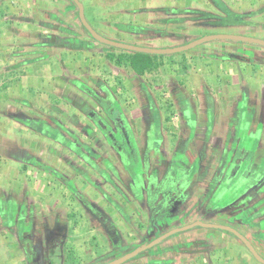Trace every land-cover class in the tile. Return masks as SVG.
Wrapping results in <instances>:
<instances>
[{
	"label": "rangeland",
	"instance_id": "1",
	"mask_svg": "<svg viewBox=\"0 0 264 264\" xmlns=\"http://www.w3.org/2000/svg\"><path fill=\"white\" fill-rule=\"evenodd\" d=\"M52 1L44 0L43 7L56 6ZM79 1L84 6L87 22L98 34L125 44L173 48L213 34L264 39V0H211L215 8L209 0H112L110 5L99 0L101 5L98 7L95 4L98 0L95 3L93 0ZM5 2L0 1V9ZM167 5L176 8L171 10L166 8ZM23 6L29 12L41 7L33 2ZM160 6H163V11L170 10L167 12L171 16L165 19L162 11L156 13ZM179 6L192 9L182 12ZM108 9L116 11L119 18L123 15L124 23L111 20ZM79 34L97 43L85 31ZM97 44V47H103L104 55H95L93 61L98 60L99 64L100 59H105L110 71L112 66L119 69L113 84L108 85L107 82L113 78L97 80L100 86L96 90L107 86L104 89L107 91L94 93L103 105L99 106L93 95L80 90L76 95H68L70 101L67 104L74 107L81 103L80 97L84 96L94 109L83 108L78 112L73 108L66 109L61 115L63 122L68 119L69 127L57 122L50 126L51 129L44 127L45 121H39L40 140L29 142L32 139L30 134L13 129V138L2 142V150L5 151L0 154L1 164L5 165L3 169L6 167L11 176V170L15 174L13 182L12 177L9 182L0 177V210L3 212L0 217L8 218V231L16 236V246L38 253V256L37 253L27 254L30 262L49 264L43 237L54 232L52 241L55 242V233L61 234L64 230L53 231L50 227L52 223L58 225L54 222L55 218L63 224L66 219L68 234L63 246L59 247L63 262L106 264L133 251L142 240L153 235L159 237L176 224L185 226L201 220L206 223H236L255 251L260 256L264 255V247L259 245L261 234L254 227V219L259 216L252 215L249 203L254 193L264 192V47L215 40L181 53L146 54L161 65L157 70L135 78L132 76L135 71L125 59L119 65L106 59L108 54L116 57L122 54L123 59L127 55L123 53L125 50ZM70 45L65 46L63 55L56 52L52 56L51 70L62 69L60 63H56L57 59L59 62L80 56ZM203 47L209 49L208 53L198 52L199 56L215 59L217 78L206 74L210 72L209 67L196 68L188 58L184 59ZM126 52L136 55L138 60L133 62L137 67L145 63L139 61L142 53ZM230 56L242 58L243 62H235L234 66L239 65L240 84H246V87L254 85L253 90L247 88L250 93L240 88L239 84L227 86L231 78L227 75L226 65L219 68V61ZM174 58L183 62L167 69L164 62ZM193 67L197 75L189 78L184 71L192 74L195 72ZM76 69L72 73L74 76L84 71ZM87 70L85 80L92 85L96 81L95 69L90 65ZM143 80L144 85H141ZM174 83H178L177 86ZM256 88L257 94L251 92ZM103 106L105 111H101ZM62 107L63 103L59 102V108ZM108 108H113L114 113L108 114ZM118 110L123 113L126 132L132 148H135L130 157L126 146L123 147L126 152L118 155L88 117L89 112L96 115L98 111L103 120L113 118ZM2 113L11 119L22 117L16 115V110H2ZM75 117L78 119L74 123ZM80 120L81 123L86 121L87 126L82 127ZM28 122L33 124L31 120ZM89 126L94 129L87 128ZM42 132H45L44 139L39 137ZM18 136L23 140H19ZM64 146L71 147L73 151L64 152ZM22 162L24 165H21ZM36 169L43 174L50 172V179L48 176H36ZM28 170L32 171L35 179L40 177L39 181L45 182L38 188L39 194L45 196L37 203L31 198L33 192H30L36 180L31 179ZM24 177L26 184L20 182ZM11 187L19 193L12 200H7L5 191ZM81 198L94 210L99 209L104 218L101 215L94 218L89 211H85ZM98 219L102 220L101 224ZM109 229H115L118 234L116 231L109 234ZM221 233L225 232L194 226L169 236L123 264H149L143 256L151 257L152 254L153 264H166L167 257H171L170 264H181L175 253L184 255L182 262L185 264H201L203 260L212 264L214 259L221 258V246L232 240L229 235L223 238ZM234 246L245 255L247 264H261L243 242L239 241ZM170 251L172 255H168ZM55 262L61 263L60 259ZM230 262L231 257L225 264Z\"/></svg>",
	"mask_w": 264,
	"mask_h": 264
},
{
	"label": "crops",
	"instance_id": "2",
	"mask_svg": "<svg viewBox=\"0 0 264 264\" xmlns=\"http://www.w3.org/2000/svg\"><path fill=\"white\" fill-rule=\"evenodd\" d=\"M94 1L95 0L92 2ZM28 2L37 3V5H40L41 7L29 12L27 9H23V5H27ZM52 2V4L56 6L43 7L44 0H16L15 2L6 0L0 9V109L5 112H15L16 110V115L18 117L20 115L22 116L20 119L16 117L11 119L4 116V112L2 113V110H0V113L3 117L0 119V154L5 152L2 150V142H7L13 138L11 133V130L13 129L30 134L32 139L29 140V142H33L34 139H39V123L42 121H45L44 127L47 128H51L50 126L55 125L57 122L60 124L62 122L63 125L69 127L71 124H69L68 119L63 122L64 118L61 115L62 112H64L66 109L69 110L70 108L77 110V112L83 108L93 110L94 107L88 102L87 97L84 96L80 97L81 103L76 104V106L73 107V105L67 104V102L70 101L68 95H76L80 89L84 87V85L87 86L92 93H103L107 91L104 90L107 89V86H103V89L96 90L95 88L98 85L100 86V83L97 84V80L102 79L103 81H107L109 78H113L110 81H107L108 85H110V83H114V79L119 75V69L116 67L112 66L111 71L108 69V61L105 59H100L99 64L98 60L93 61L95 55H104V51L102 50L103 47H97V43L94 44L89 39L81 36L79 34L80 30L78 28L76 29L75 37L72 35L74 32L71 27V23L73 22L74 18V10H72L73 6L69 2L60 3L54 0ZM104 2L110 5L112 0H104ZM209 2L212 8H215L214 2L211 0H209ZM95 4L96 7H98L101 5V2L98 0ZM166 8L173 10L176 8V6L172 7L171 5H167ZM178 9L182 12H189L192 8L179 6ZM167 11L164 10L162 13H159H161L162 16L164 14V16H166L165 19H167L169 16H171ZM144 13L147 15L148 12L144 10ZM108 14L111 17V20L119 22L122 21L124 23V16L122 15L120 19L116 11L108 9ZM128 14L130 15L131 12L128 11ZM132 19L133 18L131 17V20ZM149 20V22H153V19ZM68 44H71L70 47L73 45L75 47L74 53L77 55L78 52L80 56H78V58H76V56L74 58L70 57L68 58L69 60L63 59L59 62L57 59L56 63H60L62 69L60 68L57 71L53 69L51 70L52 67L49 65L51 59L53 58L52 56L56 52H62L60 54L63 55V52L65 51L64 48ZM92 45L93 47L89 48ZM207 50L209 49L203 47L199 49V51L189 53L186 55L187 57H184V59L188 58L195 64L194 67L196 68L203 66L204 69L209 67L210 72H206V74L212 76L213 78H217L218 71L215 69L217 67L215 63L216 61H214L215 59L207 58L205 55L199 56L198 52L207 54ZM241 61V57L230 56L219 61L221 62L219 68H222L225 65L227 67V75L229 78H231V82H229L227 86L231 87L232 85L239 84L238 86L240 88H244L245 91L250 93L246 89V84H240L241 74L238 71L239 65L234 66L235 62ZM180 62L183 61L179 60L178 58H174L169 62L165 61L164 65L168 69L169 66H178V63ZM90 65L95 69L93 74L96 81L92 85H89L88 81L85 80V78L88 76V74H86L88 73L87 67ZM104 67L106 69H104ZM194 67L192 68L193 71L196 69ZM74 69L84 71L80 75L74 76L72 74ZM184 72L189 78L192 76L195 77L194 75H197V71L193 72L192 74H188L187 70ZM145 74L146 72L144 75ZM132 76L137 78L139 74L133 72ZM251 76L252 74H250V77ZM177 84L178 83H174V86H177ZM141 85H144V80L142 81ZM248 88L253 90L254 85L252 86V84H250V86L248 85ZM252 90L251 92L257 94V88L255 91ZM28 97H30V99ZM64 98L66 99L64 100ZM59 102L63 103L62 108H59ZM76 119H78V117H75L73 120L74 123L77 121ZM29 120H31L33 124H30L28 122ZM81 122L82 121L80 120V123ZM87 124L88 123L85 121V123H81V126H87ZM87 128L91 130L94 129L90 126ZM34 135H36V137H33ZM39 137L44 139L45 132H42ZM18 138L19 140H23L19 136ZM73 147L75 148V146ZM64 148V152L68 153L73 151L69 146H64ZM2 161L3 160L0 157V177H5L7 182L11 181L10 178L12 177L11 179L13 182V175L15 174V171L11 170L12 176L8 174L7 168L5 167L3 169L5 165L3 164V166L1 164ZM21 165H24V163ZM30 170H28V175L32 176L31 179L36 180L35 186L31 185L30 187V192H33L31 198L37 203L39 198L42 199L45 196L40 195L38 192V188L41 187L40 185L45 184V182H40V177L35 179L32 175V171L30 172ZM16 173L19 172L16 171ZM25 174L27 173L25 172ZM34 174L36 176H48V179H50L49 173L43 174V172L38 169H36ZM7 175L8 177H6ZM15 181L18 182L17 179H15ZM26 181L27 180L25 177L20 180V182L23 184H26ZM46 186L49 187L48 184ZM16 190L17 189H14L13 187L9 188L7 191H5V198H7V200H12L15 196H17L16 193H19V190L17 192ZM1 191L0 198L2 197ZM258 196L260 205H258L257 208L252 211V213H254L256 216H259V218L254 219V227L260 233H264V192L260 193ZM0 215H3L1 210ZM0 223H3V225L0 226V239L5 241V244L0 242V264H25V259L21 257V254L24 252L22 249L16 246V236L10 232V230L8 231V218H2L1 216ZM259 243V245L264 247V242Z\"/></svg>",
	"mask_w": 264,
	"mask_h": 264
},
{
	"label": "flooded vegetation",
	"instance_id": "3",
	"mask_svg": "<svg viewBox=\"0 0 264 264\" xmlns=\"http://www.w3.org/2000/svg\"><path fill=\"white\" fill-rule=\"evenodd\" d=\"M69 3L73 6L72 7V10H74V18H73V22L71 23V27H72V29H73V34L72 35H75L76 33V29L78 28L80 31H85V33L89 36V34H88V32L85 30V28L81 25V23H80V21H79V18H78V10H77V7L75 6V4L72 2V1H70L69 0ZM83 8H84V6H83ZM157 11L158 12H160V11H163V6H160L159 8H157L156 10H155V12L157 13ZM84 14H85V9H84ZM76 26V27H75ZM75 37V36H74ZM73 37V38H74ZM90 37V36H89ZM91 39V38H90ZM248 87H246V89H247ZM84 94H91V95H93V98H94V100H95V102L97 103V104H99V106L100 105H103L102 104V100L101 99H99V97H97L94 93H92L91 91H90V89L87 87V86H85L84 85V87L83 88H81L80 89ZM248 90V89H247ZM100 100H101V103H100ZM102 107V106H101ZM105 106H103V108H101L102 110L101 111H105L106 110V108H104ZM100 111V110H99ZM107 113L108 114H113L114 113V109L113 108H108L107 109ZM88 117H90V119L94 122V124L97 126V128H98V130H99V132H101L102 133V135L104 136V138L108 141V143L116 150V153L118 154V155H121V153L122 152H126V151H124V149H123V147L125 148V146L126 147H128V157H130L132 154H134V150H135V148L133 147L132 148V145H131V142H130V136H128V133L126 132V129H125V127L127 126L125 123H124V120H123V113H122V111L121 110H118V112H117V114L113 117V118H109V117H107L106 119H104L103 120V118L101 117V115H100V112H98L97 111V113H96V115L95 114H93V113H91V112H89L88 113ZM108 122L107 124H104V122ZM101 125H102V127H101ZM123 149V150H122ZM134 158H135V156H134ZM46 173H49L50 174V172H48V171H46ZM259 194L258 193H254L251 197H250V201H249V203H250V205H251V213H252V211H254V209L255 208H257V206L258 205H260L259 204V196H258ZM80 200H82V207L83 208H85V211H89L90 212V215H92L94 218H96V217H101L102 216V214H99L100 213V211H99V209H97V208H95V210H94V207H91V205L90 204H87L88 202L84 199L83 200V198H81ZM90 205V206H89ZM247 205H249V204H247ZM91 210V211H90ZM21 214H22V212H21ZM101 215V216H100ZM252 215H254V213H252ZM103 217V216H102ZM104 218V217H103ZM98 221L100 222V224H101V221L102 220H100V219H98ZM55 223H58V225L56 226V224H54V223H52L53 224V226H51L50 228H52L53 229V231L55 230V229H62V230H64V232L63 233H61V234H59V233H55V242L54 241H52V239H53V234H54V232H53V234H51V233H49L47 236H45V237H43V240L45 241V245H46V249H47V251L45 252V255L47 256V262L49 263V264H57L56 262H55V260H59L60 259V264H66V263H64L63 262V257H62V249H60L59 247H62L63 246V243H64V238L66 237V235L68 234V232H67V227L65 226L66 224H65V222H66V219H64L63 220V222H64V224L63 223H61V221L59 220L58 221V219L57 218H55V221H54ZM105 222V225H106V221H104ZM221 224H225V225H229V226H231V227H233V228H235L237 231H239L242 235H243V233L241 232V230L239 229V225H237L236 223H229V222H226V223H221ZM60 225V226H59ZM62 225H63V228H62ZM102 225H103V222H102ZM254 225H255V223H254ZM181 225H179V224H176L173 228H176V227H180ZM173 228H169L168 230H166L164 233H166L167 231H169L170 229H173ZM109 231V234H112V233H114V231H116L115 229H109L108 230ZM148 231V230H147ZM70 232V231H69ZM148 232H152L151 230H149ZM221 232H225L224 234L223 233H221L224 237L223 238H225V237H227L226 235H229L231 238H232V240L230 241V242H228L227 244H226V246H221L222 247V249L220 250V254H221V258H220V260H213L214 262L212 263V264H218V263H220V264H225L226 262H228V260H229V257H231L232 258V263L230 262L229 264H247L248 262L246 261V257H245V255L242 253V252H239L238 251V248L236 247V246H234V244L236 245V244H238L239 243V241L240 242H242L240 239H238L235 235H233L231 232H226V231H221ZM115 233H117V231L115 232ZM114 233V234H115ZM163 233V234H164ZM178 233H180V232H177V233H175V234H173V235H176V234H178ZM118 234V233H117ZM261 234V239H260V241L259 242H264V233H260ZM41 237V236H40ZM215 237V236H214ZM42 238V237H41ZM154 238H156L154 235H153V237L152 238H148V239H144V240H142L140 243H138L137 245H135L136 247L137 246H139L140 244H142V243H148V242H150L151 240H153ZM168 238V237H167ZM166 238V239H167ZM213 238V237H212ZM165 240V239H164ZM164 240H162V241H164ZM144 241H147V242H144ZM161 241V242H162ZM160 242V243H161ZM159 244V243H158ZM158 244H156V245H158ZM260 244V243H259ZM156 245H154V246H156ZM154 246H152V247H154ZM173 246V242H172V244L170 245V248L169 249H171V247ZM261 246V245H260ZM135 247V248H136ZM152 247H150V248H152ZM220 247V248H221ZM59 248V249H58ZM150 248H148V249H150ZM148 249H146V250H148ZM146 250H144V251H142V252H140V253H143V252H145ZM172 250V249H171ZM34 251V250H33ZM23 254H21V257H23L25 260V264H36L33 260H32V262H30V260L28 259V253L30 254V255H33L34 253L36 254L37 252L35 251V252H32L31 250H23ZM39 253H42L41 251H39ZM139 253V254H140ZM164 253H166V252H164ZM173 253H171V251L169 252V254L168 255H172ZM176 255H177V258H179V260H178V262H180L181 264H185V263H183L182 262V259L184 258V255L183 254H181V253H175ZM37 256H38V253H37ZM137 256V255H136ZM147 255H145V257L143 256V259L146 261H148L149 262V264H153L152 263V256H153V254H152V256L151 257H146ZM135 257V256H134ZM211 257V256H210ZM261 257H263V255L261 256ZM133 258V257H132ZM146 258V259H145ZM168 258V260H167V263L166 264H170L171 263V259H169V258H171V257H167ZM234 258L236 259V262H234ZM264 258V257H263ZM131 259V258H130ZM208 260H209V257H208ZM221 261V262H220ZM38 263V262H37ZM208 262L207 261H205V260H203L202 261V263L201 264H207ZM39 264V263H38ZM123 264V263H122ZM158 264V263H157Z\"/></svg>",
	"mask_w": 264,
	"mask_h": 264
},
{
	"label": "water",
	"instance_id": "4",
	"mask_svg": "<svg viewBox=\"0 0 264 264\" xmlns=\"http://www.w3.org/2000/svg\"><path fill=\"white\" fill-rule=\"evenodd\" d=\"M1 1V0H0ZM72 1L78 10V18L81 23V25L85 28V30L88 32L90 38L94 40L97 43H100L105 46L115 47L119 49H123L125 51H132V52H138V53H144V54H152V55H166V54H174V53H181L187 50H190L192 48H195L201 44H204L206 42H211L215 40H229V41H235V42H243V43H249L254 45H259L264 47V39H258L250 36H241V35H233V34H213V35H207L201 38H198L196 40H193L189 42L186 45H180L173 48H148V47H141L134 44H125L122 42L112 41L109 40L100 34H98L91 25L87 22L84 14V8L83 4L79 0H70ZM194 226H200L203 228H212V229H218L221 231L231 232L233 235H235L238 239H240L245 246L248 248L250 253L255 257V259L261 263L264 264V258L261 257L253 248V246L250 244V242L242 235L239 231H237L235 228L225 225V224H219V223H206L201 220H195L190 225L180 226L173 229H170L166 233L160 235L159 237L154 238L148 243H142L139 246H137L133 251L123 255L122 257H119L111 262H108L106 264H122L129 260L130 258L138 255L140 252L160 243L162 240L166 239L167 237L177 233L182 232L184 230H187Z\"/></svg>",
	"mask_w": 264,
	"mask_h": 264
},
{
	"label": "trees",
	"instance_id": "5",
	"mask_svg": "<svg viewBox=\"0 0 264 264\" xmlns=\"http://www.w3.org/2000/svg\"><path fill=\"white\" fill-rule=\"evenodd\" d=\"M123 53H125V54H127L123 59H121V56L123 57L124 55H122V54H120V56L119 57H116L115 55H113V54H108L107 56H106V59L107 60H111V61H114L115 63H116V65H119L124 59L130 64V67H131V69L133 70V71H135V73H137V74H139V75H142V74H144L145 72H152V71H155V70H157L158 68H159V66L161 65V63L160 62H157V61H155L153 58H151V57H148V55H146V54H144V53H142V54H140L142 57H140L141 59H139V61H143V63L145 64H142L141 65V67L139 68V67H137L136 65V63H134L133 61L135 60V59H137L136 58V55H134V54H130L129 52H124L123 51ZM137 53V52H136ZM138 60V59H137ZM146 60H148V61H146ZM140 62V63H141Z\"/></svg>",
	"mask_w": 264,
	"mask_h": 264
}]
</instances>
